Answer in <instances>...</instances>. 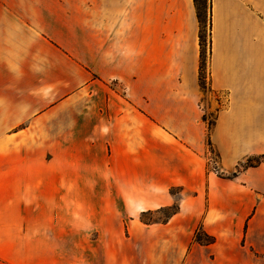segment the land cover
I'll return each mask as SVG.
<instances>
[{
  "label": "crops",
  "instance_id": "1",
  "mask_svg": "<svg viewBox=\"0 0 264 264\" xmlns=\"http://www.w3.org/2000/svg\"><path fill=\"white\" fill-rule=\"evenodd\" d=\"M208 13L203 89L193 0H0V264L39 263L59 191L98 205L100 237L135 240L103 247L102 264L260 263L246 251H264V160L239 163L264 157V0ZM172 188L164 221L116 208L161 209Z\"/></svg>",
  "mask_w": 264,
  "mask_h": 264
},
{
  "label": "rangeland",
  "instance_id": "2",
  "mask_svg": "<svg viewBox=\"0 0 264 264\" xmlns=\"http://www.w3.org/2000/svg\"><path fill=\"white\" fill-rule=\"evenodd\" d=\"M200 1V12L202 16V38H203V55H204V69H203V82L205 84L204 89L207 86V70H206V58L208 51V30H209V13H208V0ZM205 92V91H204ZM217 105L213 104L211 111L209 113H203L202 119L207 124L208 131L212 127V122L215 117V111ZM64 124L56 123L54 125V130L56 134H60L63 131ZM41 131L45 132L46 123H40ZM209 142V144H208ZM207 147L209 149V161L208 169L217 170L215 161L217 160V153L214 151L212 145H210L209 134L206 140ZM239 168V167H238ZM61 198L59 201L55 202L53 205L49 204V210L52 211L54 208L56 220H55V234L40 235L39 237V263L38 264H102V255L105 252L102 250L103 247L110 246L111 243L119 245V247H124L126 249L127 245H132L135 242L131 234L127 233V230L121 232V235L114 237H100L98 235V230L95 229L94 220L90 221L86 218H92L95 214V209L98 208L96 204L81 205L72 204L63 200V192L59 191ZM173 193L174 200L172 203L162 207L158 210H153L149 212H142L137 210V205L130 204H117L116 208L120 213L135 214L138 216L139 220L142 222H160L164 221L172 212L176 211L178 208V200L181 195L179 188H172L170 190ZM142 193L141 189H135V195L138 196ZM58 192L56 191V195ZM187 194V193H186ZM191 193H188L190 195ZM141 196V195H140ZM57 199V198H56ZM40 214L46 213L48 211V205H39ZM104 207L105 213L111 212L112 209H107V207H112L109 204L99 205ZM115 206L113 205V208ZM136 207V210L134 208ZM43 211V212H42ZM128 214V215H129ZM70 217V219L63 220V217ZM66 221L72 229L67 231L68 226L64 224ZM41 226V225H40ZM66 230H65V229ZM134 240V241H133ZM244 241H241V244ZM109 248V247H108ZM103 251V252H102ZM248 258L257 259L260 263L264 264V251H254L247 249L246 251ZM127 261V258H123Z\"/></svg>",
  "mask_w": 264,
  "mask_h": 264
},
{
  "label": "trees",
  "instance_id": "3",
  "mask_svg": "<svg viewBox=\"0 0 264 264\" xmlns=\"http://www.w3.org/2000/svg\"><path fill=\"white\" fill-rule=\"evenodd\" d=\"M196 8V15L199 22V66H198V81L201 88L204 89L205 84L203 82V69H204V55H203V38H202V16L200 12V1L199 0H193ZM209 144V142H208ZM264 160V157L262 155L257 156H249L244 161L239 163V166L242 168H246L249 166H255L260 161ZM235 174V173H232ZM194 240L197 242H203V243H211L213 241V237L206 235L205 233H202L200 229L196 230L194 234Z\"/></svg>",
  "mask_w": 264,
  "mask_h": 264
}]
</instances>
